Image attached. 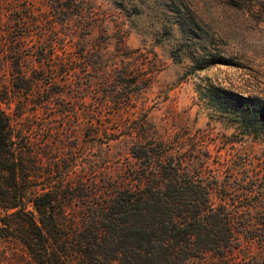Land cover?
<instances>
[{"label": "trees", "instance_id": "trees-1", "mask_svg": "<svg viewBox=\"0 0 264 264\" xmlns=\"http://www.w3.org/2000/svg\"><path fill=\"white\" fill-rule=\"evenodd\" d=\"M227 2L254 13L264 8V0ZM8 8L6 25L0 29V57L1 50L8 49L4 40L13 34L16 43L39 35L38 45L27 46L32 55L23 54V48L15 53L13 86L31 100L47 81L39 108L49 110L50 88L57 80L49 68L54 57L48 49L58 38L48 37L56 25L50 23L51 16L41 17L32 0H10ZM49 13L67 14L70 25L72 17L82 18V0H53ZM180 17L182 33L190 22L195 24L192 12ZM44 23H49L47 29L44 25L33 30ZM118 47L127 51L124 43ZM30 56L37 57L38 68H25ZM214 64L230 65L224 56ZM198 92L205 107L223 115L242 139L261 145L264 157L263 98L211 83L200 85ZM14 101L0 82V238L23 249L7 264H187L189 257L205 254L235 257L241 233L262 238L264 230L255 215L264 211V159L256 163L240 156L241 164L225 160L221 168L212 169L205 140L210 133L195 135L191 147L185 148L189 136L175 144L138 132L131 148L137 163L119 179L82 185V175L72 165L58 164V180L53 182L44 162L51 143L39 144L32 121L21 120L23 99L17 111L4 108L11 110ZM50 128L45 122L39 129L49 136ZM82 206L87 212H81ZM241 264H264V256L254 254Z\"/></svg>", "mask_w": 264, "mask_h": 264}, {"label": "rangeland", "instance_id": "rangeland-1", "mask_svg": "<svg viewBox=\"0 0 264 264\" xmlns=\"http://www.w3.org/2000/svg\"><path fill=\"white\" fill-rule=\"evenodd\" d=\"M52 1L32 0L41 17L51 16L50 23L56 25L48 37L58 38L48 49L54 57L49 68L57 80L50 88L49 110L39 108L47 81L31 100L13 86L15 53L23 48V54L32 55L27 46L38 45L39 35L18 43L15 34L4 40L8 49L1 50L0 82L15 98L11 110L4 108L17 111L23 99L21 120L32 121L39 144L50 141L44 162L53 182L58 180V164L72 165L82 175V185L119 179L137 163L131 148L138 132L174 143L189 136L185 148L191 147L195 135L210 133L205 140L212 169L221 168L225 160L241 164L240 156L256 163L264 159L262 146L242 139L223 115L205 107L198 92L200 85L211 83L264 99V8L254 13L227 0H82V18L74 16L68 25L67 14L49 13ZM8 3L0 0V29L6 25ZM189 12L195 24L190 22L182 33L177 22ZM44 25L47 29L49 23L33 30ZM121 43L127 51L120 50ZM222 56L230 65L214 64ZM36 58L30 56L25 68H38ZM45 122L51 125L49 136L39 129ZM131 130H138L133 137ZM63 156L67 160L61 161ZM225 172L222 169L223 178ZM81 212L87 209L82 206ZM255 220L264 230V211ZM260 234V239L239 234L233 258L205 254L189 257L186 263L241 264L254 254L264 256ZM16 253L23 254L20 245L0 238L2 264Z\"/></svg>", "mask_w": 264, "mask_h": 264}]
</instances>
